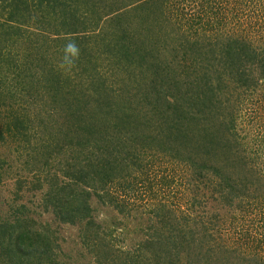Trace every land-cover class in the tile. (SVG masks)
<instances>
[{"label": "trees", "instance_id": "trees-1", "mask_svg": "<svg viewBox=\"0 0 264 264\" xmlns=\"http://www.w3.org/2000/svg\"><path fill=\"white\" fill-rule=\"evenodd\" d=\"M121 6L0 0V146L23 159L0 197V264H63L59 224L79 227L96 264H264V129L237 123L244 98L264 88V38L177 26L175 44L165 37L153 51L129 26H104ZM59 25L80 82L40 61L45 47L56 56ZM82 54L92 63L85 78ZM165 161L187 168L186 209L158 198L159 177L174 180ZM10 165L0 153V184ZM99 206L121 218L105 230ZM119 231L134 232L130 245Z\"/></svg>", "mask_w": 264, "mask_h": 264}, {"label": "rangeland", "instance_id": "rangeland-1", "mask_svg": "<svg viewBox=\"0 0 264 264\" xmlns=\"http://www.w3.org/2000/svg\"><path fill=\"white\" fill-rule=\"evenodd\" d=\"M134 2L135 0H123V6L120 7V10L118 9L119 12L111 18L105 19L104 26H108L109 33L117 29H123L121 26H129L126 32L129 35L135 34V36H141L138 40H144L145 38L146 45L153 51L159 50V39L165 37L168 43L175 44L176 40L174 41L173 38L176 36L173 35L169 37L168 32L177 26H180V31L184 33H188L191 29L197 30L196 33L202 36L213 35L223 31L226 34L230 33L232 36L245 37L248 40L250 37H255L257 40L264 38V0H169L168 3L165 2L162 6L158 0H142V4L138 7L133 5ZM118 3V1L111 2L113 6ZM160 9L163 11H160ZM202 10L204 12L207 10V13L205 15L203 14L204 17H196L199 16V12ZM159 12L161 14H159ZM165 17L168 20H166ZM51 20H54L53 16H51ZM58 30L60 31V36L54 35L53 32L51 33V35H53V49H56V56H47L48 49L45 47L42 50L44 58L40 61L44 62L43 65L45 67H54L55 70L60 67L62 71H66L70 74L72 80L80 82L79 78L81 79V77L77 72H79L78 70H81V68L77 66V62L79 61L76 59L78 58V54L74 51L69 37L64 40V42L61 41L66 29L59 25ZM2 34L3 32L0 29V37H3ZM8 35L10 36V32H8ZM103 35L107 36L108 33L104 32ZM56 37H58L59 40ZM39 38L44 40L46 37L45 35H39ZM14 39H16V36L11 40ZM85 42L88 43V48L91 49V45H93L92 42L88 39H86ZM56 43L58 44L57 47L55 45ZM21 44L23 52L30 47V43L22 41ZM69 45L72 47H69ZM12 47L15 51L17 50L16 42L13 43ZM66 49L67 53L63 54ZM82 55L83 62L81 64L84 67L85 78L87 71H90L92 67V63L89 61L87 55ZM87 81H84V84H88ZM117 101L122 102L121 100ZM241 113L243 117H237V123L239 126L241 125L240 128H242V124H244L245 129L249 127V130L251 129L252 132L256 130L257 134L261 126H263L264 129V88H259L258 91L250 93L249 96L244 98ZM257 125L260 126L258 127ZM240 128L239 131L244 132V130ZM8 150V147L3 148L0 146L1 155H3V157L5 156L11 164L10 168L9 166L5 167L4 183L0 184L1 198L2 195L9 194V192L14 190L13 187L15 186L14 184L17 178L15 173L17 171L16 169L17 167H22V156L19 155L18 152L9 153ZM161 163L159 161V164ZM163 167H166L162 168L165 169V176L167 178L170 177V180L172 178L174 180L165 185L162 184L163 182L160 181L161 178L159 177V186L155 185V188H157L160 193L158 198L162 197L159 200H166L168 204L175 209H186L188 199L192 195L190 191L192 184H189L186 179L189 174L186 166L184 163L176 161H165ZM33 199L36 200L35 197H33ZM30 203L33 204V208L36 207V203L31 201ZM220 209L224 210V205H222ZM96 213L97 221L100 222L105 230L108 229L116 219L121 218L111 206H99ZM43 219L53 222L51 220L52 216L49 215L43 216ZM129 220H131V218H127L126 222ZM132 220L130 226L133 228L137 223L136 220ZM52 224L55 225L54 222ZM141 224H143L142 221ZM226 226L229 233L234 231L229 223H226ZM58 232L61 236V242L63 243L62 253L60 255L63 264H96L95 260H91L87 247L83 245L81 238H79L78 226L59 224ZM127 233L129 234L125 236L122 231H119L118 234L116 233L120 240V245H130L132 241L131 238H134V232L127 231ZM262 247L261 253L264 252V243Z\"/></svg>", "mask_w": 264, "mask_h": 264}, {"label": "clouds", "instance_id": "clouds-1", "mask_svg": "<svg viewBox=\"0 0 264 264\" xmlns=\"http://www.w3.org/2000/svg\"><path fill=\"white\" fill-rule=\"evenodd\" d=\"M158 2L160 3V0H158ZM69 47H72L71 45H69Z\"/></svg>", "mask_w": 264, "mask_h": 264}]
</instances>
